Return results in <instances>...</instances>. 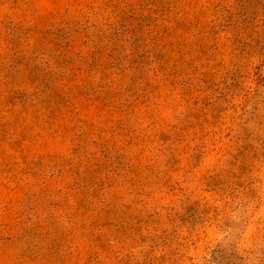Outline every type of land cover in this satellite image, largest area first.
Masks as SVG:
<instances>
[{"label": "rangeland", "instance_id": "1", "mask_svg": "<svg viewBox=\"0 0 264 264\" xmlns=\"http://www.w3.org/2000/svg\"><path fill=\"white\" fill-rule=\"evenodd\" d=\"M0 264H264V0H0Z\"/></svg>", "mask_w": 264, "mask_h": 264}]
</instances>
